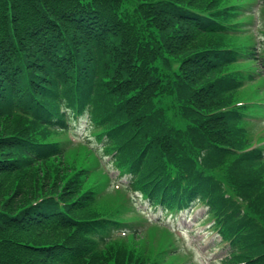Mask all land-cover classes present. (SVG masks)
I'll return each instance as SVG.
<instances>
[{
    "label": "trees",
    "instance_id": "16d2710c",
    "mask_svg": "<svg viewBox=\"0 0 264 264\" xmlns=\"http://www.w3.org/2000/svg\"><path fill=\"white\" fill-rule=\"evenodd\" d=\"M225 2L0 0V264H120L127 241L141 252L129 264L163 259L129 242L141 230L108 235L118 214L97 203V150L66 137L84 112L152 204L208 205L230 236L221 264H264V156L247 149L248 112L264 107L235 103L254 51ZM81 145L84 162L64 158Z\"/></svg>",
    "mask_w": 264,
    "mask_h": 264
},
{
    "label": "rangeland",
    "instance_id": "374dc122",
    "mask_svg": "<svg viewBox=\"0 0 264 264\" xmlns=\"http://www.w3.org/2000/svg\"><path fill=\"white\" fill-rule=\"evenodd\" d=\"M227 1L237 2L241 5L251 4L250 2L258 3V5L264 3V0H227ZM255 8H258V10H256L254 14L245 15L243 13V15L236 17V19L255 17V21H256L255 25L252 23L249 26V30L251 32L245 30L243 34H240L241 36L239 38L241 40L238 39V41L243 44L251 45L254 41L256 42L257 39L261 40V38L264 37V7L261 8L255 6ZM233 38L234 40H237V37H233ZM60 56L66 59V55L60 54ZM238 63L239 64H237V67L243 66L244 68H247L248 70H252L254 72H257L256 69L259 65L258 61H255L253 59H248L246 61L239 60ZM261 71H264V67L261 68ZM258 81H263L264 83V77L255 76L251 83H242V85L240 87H237L235 90L234 93L235 99L238 97L244 98L245 96L252 95L251 92L254 89V84L252 83L257 84ZM255 110L256 111H251V113L253 114L261 113L257 109ZM74 124H76V134L73 135L74 140H79L80 137H83L86 134L89 135L90 140L91 138H93L92 133L94 132L95 129L91 128V124L88 120H86L83 117H80L74 120ZM260 127H262V123L256 122L255 128L252 129V135L255 134L258 130H260ZM83 142H86V139ZM72 143L75 144L76 142H72ZM72 150H70V152L65 154L64 158L76 164H78L81 161L84 162V159H87V156L89 155L85 153L86 150L83 147V145H81V148L78 147L74 151ZM107 158H109L108 155H103L101 160L108 161ZM50 169L52 168H49V170ZM108 173L114 175L116 174V169L112 167L108 170ZM105 176L102 185L106 184ZM90 178L92 179L91 176ZM93 178L94 180H99L102 177L97 173L93 176ZM102 185L100 186V188L102 187ZM113 187L114 184L113 186L110 185L108 189H106L104 193L98 197L97 203L100 206L102 207L105 206L107 208L109 206L116 207V204L123 199L122 190H118L115 192V189ZM83 188L85 187L83 186L81 190H83ZM119 188L121 187H117L116 189ZM136 199H137L136 206L142 208V210L145 211L143 212V214L146 218L154 219L157 216H159L160 218H162V220H160L161 223L163 222L166 225L173 227L176 233L183 235L184 240L172 241L170 239V236L166 235L165 237L162 234L161 229L163 227L151 224L150 226L147 227V229L141 232V236L139 235L135 238H131L129 242H132L133 244L142 247L143 242L146 240L149 245V250L152 254L154 253V251L158 250L159 248H162L160 252H162L163 249H166V254L163 255V261H162V263L165 264H187V262L184 261V257L181 255V252L183 251L189 252V248L192 250L193 258L195 259L196 264H219L218 262L219 257L225 254L226 245H224V243L220 240V237L217 234V232H215L213 229L210 228L212 221L208 220L207 215L204 214V206L202 204L198 203L194 208H189L183 212H180L176 216H171L169 214H166L165 212H161L160 209H152V207L146 206L145 201L141 200L139 196ZM135 220L138 219L136 218ZM140 223L141 220L137 222V224ZM177 231H180V233ZM123 242L124 241H122V244ZM169 246H171L170 247L171 252L168 253L167 248ZM114 247L119 248L116 246ZM119 249L120 250L123 249V251L120 252L122 258L120 264H129L131 262L130 256L132 257L139 255L141 257V252L140 251L138 252L137 249L134 248V245L131 244L129 245L128 241L123 247ZM110 262H112L111 258L109 259V264ZM117 263H119L118 260H115L113 262V264H117Z\"/></svg>",
    "mask_w": 264,
    "mask_h": 264
}]
</instances>
